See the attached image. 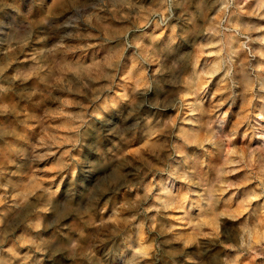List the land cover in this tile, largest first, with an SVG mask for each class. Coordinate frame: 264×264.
Returning a JSON list of instances; mask_svg holds the SVG:
<instances>
[{
    "label": "rangeland",
    "instance_id": "1",
    "mask_svg": "<svg viewBox=\"0 0 264 264\" xmlns=\"http://www.w3.org/2000/svg\"><path fill=\"white\" fill-rule=\"evenodd\" d=\"M263 190L264 0H0V264H264Z\"/></svg>",
    "mask_w": 264,
    "mask_h": 264
},
{
    "label": "bare ground",
    "instance_id": "2",
    "mask_svg": "<svg viewBox=\"0 0 264 264\" xmlns=\"http://www.w3.org/2000/svg\"><path fill=\"white\" fill-rule=\"evenodd\" d=\"M223 3V2H222ZM222 6V5H221ZM226 13V6L225 7H223L221 10H220V16H222V15H224ZM233 20H229V22H232ZM222 27V26H221ZM223 28V27H222ZM235 32H237V34L238 35H240V34H243V33H240L239 32V30H237V29H235ZM226 54H227V52H226ZM232 55V54H231ZM239 60V59H238ZM236 62V61H235ZM242 63V62H241ZM232 68V67H231ZM250 68V67H249ZM222 82V81H221ZM254 84V83H253ZM236 88V87H235ZM243 88V87H242ZM221 89V88H220ZM223 90V89H222ZM224 91H226V89L224 90ZM210 96V95H209ZM242 96H244V95H242ZM221 99V98H220ZM211 100V99H210ZM210 102V101H209ZM209 102H207V103H209ZM215 102H216V100H215ZM220 102V101H219ZM212 107V106H211ZM201 111V110H200ZM243 113V112H242ZM240 116V115H239ZM241 117V116H240ZM243 119V118H242ZM242 121V120H241ZM240 121V122H241ZM234 122V121H233ZM239 122V123H240ZM233 126H234V124H233ZM201 128V127H200ZM252 131V130H251ZM231 133V132H230ZM203 134V133H202ZM264 191V190H263ZM252 197V196H251ZM245 205V204H244ZM243 208V207H242ZM229 211V210H228ZM241 215V214H240ZM214 221V220H213ZM262 224V223H261ZM255 227V226H254ZM262 227V226H261ZM255 229V228H254ZM262 229V228H261ZM250 230V229H249ZM256 230V229H255ZM261 231V230H260ZM260 231H258V232H260ZM248 232V231H247ZM257 232V231H256ZM255 232V234H257ZM250 234H252V233H250ZM261 239H264V235H261V236H256L255 237V239H254V241L252 242V243H257L259 240H261ZM253 240V239H252ZM232 256V255H231ZM227 258V257H226ZM229 258V257H228ZM233 260V259H232ZM229 263V262H228Z\"/></svg>",
    "mask_w": 264,
    "mask_h": 264
},
{
    "label": "built area",
    "instance_id": "3",
    "mask_svg": "<svg viewBox=\"0 0 264 264\" xmlns=\"http://www.w3.org/2000/svg\"><path fill=\"white\" fill-rule=\"evenodd\" d=\"M156 17H153L152 20H155Z\"/></svg>",
    "mask_w": 264,
    "mask_h": 264
}]
</instances>
